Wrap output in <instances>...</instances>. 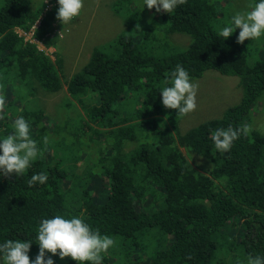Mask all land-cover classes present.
<instances>
[{
  "label": "trees",
  "instance_id": "obj_1",
  "mask_svg": "<svg viewBox=\"0 0 264 264\" xmlns=\"http://www.w3.org/2000/svg\"><path fill=\"white\" fill-rule=\"evenodd\" d=\"M46 1L53 3L0 0V136L23 116L39 149L24 175L0 177V242L33 239L40 219L64 214L113 238L100 264H247L249 255H264V133L250 126L264 94V57L249 66L244 54L254 41L236 43L237 29L216 35L248 0H183L146 29L94 47L68 77L57 51L51 59L16 30L54 45L58 35H46L59 23L56 3ZM172 32L189 35L187 46L166 44ZM177 64L192 79L209 69L237 76L242 98L180 129L184 115L159 96ZM45 95L57 97L53 112ZM245 124L249 133L217 153L211 133ZM41 172L47 181L29 186ZM36 251L32 243L30 260Z\"/></svg>",
  "mask_w": 264,
  "mask_h": 264
},
{
  "label": "clouds",
  "instance_id": "obj_2",
  "mask_svg": "<svg viewBox=\"0 0 264 264\" xmlns=\"http://www.w3.org/2000/svg\"><path fill=\"white\" fill-rule=\"evenodd\" d=\"M182 2L141 0L139 9L146 7L156 13L163 11L169 14ZM55 3V18L61 25H66L80 15L83 0H55ZM235 29H238L235 36L238 44L246 39L254 41L264 37V0H248L244 9L230 10L226 19L217 27L216 35L224 39ZM165 79L168 82L159 88L162 106L176 110L181 115L195 110L198 85L187 70L177 64ZM3 107L4 99L0 97V109ZM29 128V122L18 115L11 121V130L0 136V177L24 175L37 158V141L30 137ZM249 131L247 124L236 128H216L210 138L216 152L223 154L238 136L247 135ZM47 179L46 173H33L27 184H44ZM32 243L37 245V251L30 260L28 252ZM113 244L111 236L91 228L80 215L53 214L39 220L33 239H4L0 242V264H54L53 256L57 259L67 257L76 264H100L101 254ZM247 264H264V255H249Z\"/></svg>",
  "mask_w": 264,
  "mask_h": 264
},
{
  "label": "rangeland",
  "instance_id": "obj_3",
  "mask_svg": "<svg viewBox=\"0 0 264 264\" xmlns=\"http://www.w3.org/2000/svg\"><path fill=\"white\" fill-rule=\"evenodd\" d=\"M45 2L48 3L47 8L53 3V1L43 0V3ZM140 2L141 0H83L80 15L72 22L66 25H61L58 22L52 24L46 36L52 37L57 34V44L54 43L48 47L32 36V29L26 32L20 29L16 30L23 35L24 39L34 43L51 59L55 57L54 51H57L63 63L62 73H66L68 77L74 71H80L82 63L87 61L94 47L112 41V37L118 32L126 34L129 32L126 30L128 28L141 30L152 25V21L158 13L146 7L139 9ZM39 5L41 6V3ZM158 31L162 32V28H159ZM189 40V35L185 33L165 34L166 44H175L178 49L187 46ZM254 44L256 46L244 54L245 62L249 66L264 57V37L254 40ZM192 80L198 85L196 108L181 117L179 127L182 130L201 121L219 117L226 108L242 98L243 92L238 84L237 76L209 69L205 70L200 77ZM42 98L45 107L53 112L57 97L45 95ZM250 126L264 133V94L258 102V106L256 104L254 107ZM81 163V160L76 161L78 169H81Z\"/></svg>",
  "mask_w": 264,
  "mask_h": 264
}]
</instances>
